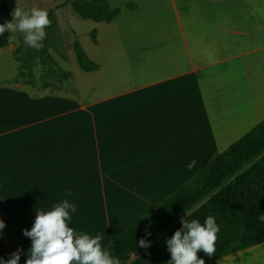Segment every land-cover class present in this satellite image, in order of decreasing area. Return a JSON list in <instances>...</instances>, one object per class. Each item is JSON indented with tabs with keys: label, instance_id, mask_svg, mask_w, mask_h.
<instances>
[{
	"label": "crops",
	"instance_id": "0c3cea01",
	"mask_svg": "<svg viewBox=\"0 0 264 264\" xmlns=\"http://www.w3.org/2000/svg\"><path fill=\"white\" fill-rule=\"evenodd\" d=\"M11 13L0 0V23ZM176 13L180 43L149 45L94 97L0 80L8 243L31 245L35 209L67 198L69 226L105 247L264 120V0H184ZM14 34L0 51L14 53ZM207 264H264V242Z\"/></svg>",
	"mask_w": 264,
	"mask_h": 264
},
{
	"label": "trees",
	"instance_id": "16d2710c",
	"mask_svg": "<svg viewBox=\"0 0 264 264\" xmlns=\"http://www.w3.org/2000/svg\"><path fill=\"white\" fill-rule=\"evenodd\" d=\"M95 6L83 10L82 17L97 22H111L119 8ZM51 24L46 27L43 51L47 52L51 40L53 13L48 12ZM78 60L87 72L96 65L79 48ZM264 211V120L238 141L216 156L193 177L179 186L160 203L134 222L105 248L116 261L125 264H167L170 253L166 239L179 229L181 217L199 219L212 215L219 231L215 254L197 253L205 264L264 242V222L258 217ZM152 241L149 248L136 244L146 236ZM31 245L8 243L4 229L0 235V257L10 258L22 249L19 264H25Z\"/></svg>",
	"mask_w": 264,
	"mask_h": 264
},
{
	"label": "rangeland",
	"instance_id": "374dc122",
	"mask_svg": "<svg viewBox=\"0 0 264 264\" xmlns=\"http://www.w3.org/2000/svg\"><path fill=\"white\" fill-rule=\"evenodd\" d=\"M7 1L12 12L18 6L53 13L47 52L43 47L36 50L24 45L19 32L14 34V53L0 51V80L11 76L6 83H19L23 88L36 87L47 92L72 89L82 98L87 94L94 97L103 91L105 78L115 77L118 66L133 59L135 54H148L149 45L155 44L158 53L165 55L168 44L180 43L174 29L177 33L176 12H182L184 0ZM99 5L119 8L120 13L109 23L82 17L83 10ZM79 48L96 65L95 71L87 72L81 67ZM113 85L107 83L105 89Z\"/></svg>",
	"mask_w": 264,
	"mask_h": 264
},
{
	"label": "clouds",
	"instance_id": "9594fccd",
	"mask_svg": "<svg viewBox=\"0 0 264 264\" xmlns=\"http://www.w3.org/2000/svg\"><path fill=\"white\" fill-rule=\"evenodd\" d=\"M12 19L0 23V36L21 33L23 43L29 48L40 50L46 38V27L51 24L47 10L33 7L24 10L16 7L11 13ZM10 38L9 42H13ZM18 43V41H16ZM72 191L66 192L71 197ZM77 212L75 202L65 198L52 204L47 210L35 209V218L30 229H24L23 235L30 238L31 247L27 252L25 264H120L114 260L109 251L102 246L100 233L90 235L86 232L75 231L70 227L72 214ZM181 217L182 226L166 239L170 259L167 264H205L197 253L203 251L208 256L216 252L217 232L216 219L212 215L199 219ZM258 219L264 222V211ZM5 221L0 219V235L5 228ZM136 241L139 247L149 248L152 241L147 237ZM23 250L17 249L10 258L0 257V264H19Z\"/></svg>",
	"mask_w": 264,
	"mask_h": 264
},
{
	"label": "water",
	"instance_id": "95a60500",
	"mask_svg": "<svg viewBox=\"0 0 264 264\" xmlns=\"http://www.w3.org/2000/svg\"><path fill=\"white\" fill-rule=\"evenodd\" d=\"M120 262V264H125V262H123V261H119Z\"/></svg>",
	"mask_w": 264,
	"mask_h": 264
}]
</instances>
